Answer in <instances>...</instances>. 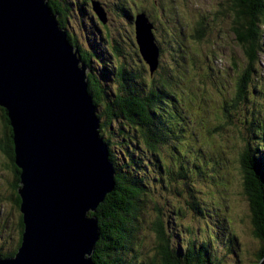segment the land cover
<instances>
[{"label":"rangeland","instance_id":"1","mask_svg":"<svg viewBox=\"0 0 264 264\" xmlns=\"http://www.w3.org/2000/svg\"><path fill=\"white\" fill-rule=\"evenodd\" d=\"M62 1L68 5L64 4L68 8L65 29L80 51L95 55L94 69H90L103 85L116 92L120 88L117 73L124 64L136 75L135 86L143 90L154 80L158 87H166L163 90L186 115L178 125L176 119L171 120L172 131L166 132L168 142L159 152L161 163L156 157L148 168L137 162L139 159L128 164L133 156H123L122 151H129V134L118 129V122L104 131L103 138L111 140L119 166L146 178L147 195L139 202L132 233L128 242L124 241L128 248L121 253L122 261L154 264L156 237L151 226L160 212L174 250L184 253L192 243L196 250L204 244L208 264H259L261 244L254 236L250 204L244 195L241 154L248 140L255 147L258 141L264 147L262 125L258 131V125L264 122V26L256 77L246 102L237 110L230 109L233 117L228 118L225 105L231 103L247 63L233 31L230 0H96L108 14L105 25L93 12L91 0ZM142 12L154 24L162 49L160 67L153 78L135 40V16ZM200 22L204 36L197 40ZM113 46L119 49V55ZM165 79L172 90L163 84ZM163 108L172 110L167 105ZM252 123L253 132L249 130ZM5 127L0 113V144ZM131 145L141 149L136 142ZM260 155H264V148ZM8 162L0 149L2 252H10L19 237L20 212L10 199L14 176Z\"/></svg>","mask_w":264,"mask_h":264},{"label":"water","instance_id":"2","mask_svg":"<svg viewBox=\"0 0 264 264\" xmlns=\"http://www.w3.org/2000/svg\"><path fill=\"white\" fill-rule=\"evenodd\" d=\"M102 24L108 14L91 0ZM135 40L150 75L161 48L154 24L135 16ZM48 0H0V107L7 110L21 170V244L0 264H95L100 240L90 216L116 186L82 61ZM259 264H264V258Z\"/></svg>","mask_w":264,"mask_h":264},{"label":"trees","instance_id":"3","mask_svg":"<svg viewBox=\"0 0 264 264\" xmlns=\"http://www.w3.org/2000/svg\"><path fill=\"white\" fill-rule=\"evenodd\" d=\"M48 1L51 10L58 14L61 27L65 28L68 18V8L66 6L68 5L62 0ZM230 2V9L234 14L233 31L238 43L244 49L247 63L238 78L235 95L231 103L225 105V110L229 114V116L226 114L225 116L228 118L233 117L230 114V109L236 108L237 110L247 100L248 89L256 77L260 55L263 52L261 41L263 35L262 27L264 26V0H230ZM198 24L199 29L195 37L197 40H201L204 36V28L202 22ZM68 38L74 46H78L70 35ZM113 51L119 55L118 52L120 51L116 46H113ZM80 57L92 70L94 69L92 66L93 59H95L94 54L81 50ZM194 61H196L195 58ZM235 66L237 68L236 64ZM115 67H118V65ZM117 74L120 88L116 92L103 85L102 81L96 77L95 72L92 71L88 75V91L97 106L98 116L100 119L102 118L101 135L103 137L104 131L109 128L113 129L118 122V129L129 134L126 135L129 139V144L127 145L129 151L127 149L122 151L123 156L127 154L133 156L128 164L133 165L136 163L135 159H139L137 162L146 165L148 168L153 162H150V160H157L156 157L159 158L160 150L168 142L166 132L168 129H172L171 120L176 119L178 125L184 122L186 115H182V112L178 111L179 109L174 105L173 99L169 97L171 94L163 90L166 87H158L153 80L148 88L139 89L137 85H134L135 81L133 78L136 75L134 72H129L127 68L125 69L124 64L120 65ZM162 82L172 90L173 87L167 79ZM163 94L165 101H163ZM175 99L178 101L177 103L181 104L177 97ZM161 105L163 107L167 105L172 110H165L167 108H163ZM0 113L6 125L5 137L0 144V149L7 155L9 160L7 167L14 176L13 183H10V186H12L10 199L20 212L21 199L18 189L20 187L21 170L15 163L13 129L7 110L0 107ZM261 125L264 131V122H262L258 125L260 126V128L258 127L259 132H261ZM253 128L254 124L252 123L249 130L253 132ZM105 141L110 148V160L114 164L116 171H118L113 192L107 195L104 202L99 205L95 212H90L89 214L98 218L101 229L100 240L96 245L92 258L95 264H125L121 259V253L128 248L124 241L128 242L127 237L129 238L132 233L138 215L139 202L143 200V196L147 195L146 178L136 175L132 170H126L123 166H119L115 151L111 149V140L108 138ZM132 142H136L141 149L131 147ZM257 143L255 147L249 140L247 141L246 147L241 154V167L244 178V195L250 204L253 218L254 236L261 244L257 255L260 263L264 258V155H260V150L264 147L260 145L259 141ZM157 163H161L160 158ZM128 164H126L127 169H129ZM2 200L3 197L0 194V202ZM19 214L17 244L10 252H2L0 250L1 258L14 256L21 244L24 225L21 212ZM151 229L156 237V253L152 258L154 264H208V252L204 244L196 250V246L192 243L184 253L174 250L160 212L152 222Z\"/></svg>","mask_w":264,"mask_h":264},{"label":"bare ground","instance_id":"4","mask_svg":"<svg viewBox=\"0 0 264 264\" xmlns=\"http://www.w3.org/2000/svg\"><path fill=\"white\" fill-rule=\"evenodd\" d=\"M111 155V154H110ZM118 171V170H117Z\"/></svg>","mask_w":264,"mask_h":264},{"label":"clouds","instance_id":"5","mask_svg":"<svg viewBox=\"0 0 264 264\" xmlns=\"http://www.w3.org/2000/svg\"><path fill=\"white\" fill-rule=\"evenodd\" d=\"M96 15V14H95ZM97 16V15H96Z\"/></svg>","mask_w":264,"mask_h":264}]
</instances>
